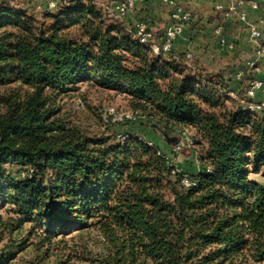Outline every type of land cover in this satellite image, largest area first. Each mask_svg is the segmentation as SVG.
Returning a JSON list of instances; mask_svg holds the SVG:
<instances>
[{
  "label": "trees",
  "instance_id": "obj_1",
  "mask_svg": "<svg viewBox=\"0 0 264 264\" xmlns=\"http://www.w3.org/2000/svg\"><path fill=\"white\" fill-rule=\"evenodd\" d=\"M14 1L0 0V208L48 238L98 228L101 264H264V182L251 178L264 177V110L228 94L242 95L249 73L157 55L95 0L42 9L49 24L34 0ZM83 83L128 96L169 143L176 128L193 130L201 169H181L128 128L91 135L69 123L61 100Z\"/></svg>",
  "mask_w": 264,
  "mask_h": 264
},
{
  "label": "rangeland",
  "instance_id": "obj_2",
  "mask_svg": "<svg viewBox=\"0 0 264 264\" xmlns=\"http://www.w3.org/2000/svg\"><path fill=\"white\" fill-rule=\"evenodd\" d=\"M95 1L110 11L109 6L112 0ZM180 3L183 7H186L184 1ZM24 4L25 2L23 0H15L13 3V5L20 6ZM161 7L167 16H162L161 14L160 16H151L150 14H146L144 12L146 9L144 10L140 5L129 19L134 21H148L158 39V33L165 29L171 20L170 7L163 2L161 3ZM186 8L194 12V18L185 27L192 26L197 21L196 19L201 17V13L192 7ZM35 14L39 22H44L45 24L52 22L51 18H44V10L42 9L36 8ZM153 18L156 19L157 23L149 21ZM181 36L190 38L192 34H185L184 32ZM200 39L205 41L206 35L203 34ZM202 48L204 47H199L200 50ZM192 49V53L195 55V48ZM192 65L193 67H201L198 64L194 65L192 63ZM202 65L206 68L214 69L204 59L202 60ZM218 69H222V67L219 66ZM227 103L228 105H232V101L230 100ZM61 104L66 120L71 124L79 126L88 134L100 135L115 133L127 136L126 128H128L133 133L142 135L150 142L159 144L162 150L174 158L181 169L188 172L201 169L199 163L195 161V154L199 152V146L185 147L179 152L173 151L172 145L182 140L187 132L191 131L194 133L193 130L181 127L176 128L173 133L175 141L169 143L161 131L154 129V120L133 111L129 97L122 93L105 90L91 83H83L79 85L78 90L72 91L69 96L63 97ZM111 107H114L118 114L116 120L113 121L117 125L113 130H109L104 123V117H106L107 111ZM129 112H134L136 117L131 121L120 118V115ZM251 178L264 182L262 173H253ZM9 208L10 204H4L0 208V215H2L0 235H3V239L0 242V252L4 251L6 253L5 256L10 257L5 264H101L100 257L106 256L108 253L109 243L103 232L96 227L89 228L83 232L76 231L70 234L59 233L48 238L43 227L35 222L27 221L19 225L17 220L18 215L14 212H9ZM239 262L240 260L235 264Z\"/></svg>",
  "mask_w": 264,
  "mask_h": 264
},
{
  "label": "built area",
  "instance_id": "obj_3",
  "mask_svg": "<svg viewBox=\"0 0 264 264\" xmlns=\"http://www.w3.org/2000/svg\"><path fill=\"white\" fill-rule=\"evenodd\" d=\"M145 0H114L111 2L109 8L110 11L115 13L118 17L123 20H126L128 23H133L135 35L139 38L142 43H147L150 45L153 53L170 55L174 53V44L178 37L183 35L185 32V26L191 22L194 18V12L186 7L181 5L182 0H162L163 3L170 7V22L166 25L163 35L161 38H156V33L153 31L152 26L146 20H131L129 19L131 15L134 14L137 4L144 2ZM246 0H232L231 4L223 10L224 18H237L244 23H249L252 37L255 41V55L247 60L246 67L249 69H255L257 67L259 58L264 56V35L260 28L261 25H264V17L258 22H249L247 13L243 9V5ZM67 3V0H34V6L37 9H49L56 10L60 7H63ZM252 6L255 9L261 7L259 0H253ZM224 30V24L220 23L216 27L215 31L217 34H222ZM222 42L225 43L226 40L223 38ZM230 48H234V43L230 42L228 44ZM187 57L191 58L193 56L192 50L188 49L186 51ZM245 70L242 69L238 73V79H242L244 76ZM264 88V79L253 78L250 82L247 83L245 91L242 95L237 94L235 91H229L228 94L237 99L241 105L249 110L262 111L264 110V100L258 101L256 99L257 92L259 89ZM118 114L115 111L114 107H111L107 111L106 121H109L111 118L112 121H115ZM121 119L132 120L136 117L134 112L125 113L120 115ZM126 137V136H124ZM152 143V142H150ZM195 145V137L193 132H187L183 139L174 143L173 151L179 152L185 147H193ZM164 151V150H163ZM166 152V151H164ZM167 153V152H166ZM169 158H172L167 153ZM195 161L200 163L199 153L195 154ZM180 168L177 167L173 172L179 171ZM209 172L212 171L211 167H208ZM23 176H26V172L22 173ZM183 182L186 186L197 184V180L192 179L188 175L184 176Z\"/></svg>",
  "mask_w": 264,
  "mask_h": 264
},
{
  "label": "crops",
  "instance_id": "obj_4",
  "mask_svg": "<svg viewBox=\"0 0 264 264\" xmlns=\"http://www.w3.org/2000/svg\"><path fill=\"white\" fill-rule=\"evenodd\" d=\"M183 1L186 7H192L197 12H200L201 17L197 18V21H195L192 26L185 27V34H192L190 38L180 36L176 39L174 44L175 54L195 48V55L199 57L201 61L204 59V61L214 67V69L217 70L220 66L233 70L232 75L235 77V80H240L238 79V73L242 69L245 70L244 75L249 73L247 75L251 77L246 80V83L250 82L252 78L264 79V56L259 58L257 67L254 70L246 67L247 60L255 55L256 50L249 23H244L237 18H224L223 10L231 4L232 0H182V2ZM252 1L253 0H246L243 9L247 13L249 22H258L264 17V0H259L261 5L259 9L253 8ZM160 2L162 3L163 1L145 0L144 2L138 3L137 8L141 5L144 10L146 9L144 12L151 16H160V14L162 16H167V14L163 12L164 10ZM149 21L157 23L154 18ZM220 23L224 24V30L222 34H217L215 29ZM260 28L264 35V25H261ZM203 34L206 35L205 41L200 39ZM223 38L226 40L225 43L222 42ZM201 42L203 43L200 44ZM230 42L234 43V48L228 46ZM200 46L204 48L200 50ZM256 99L258 101L264 100V88L258 90Z\"/></svg>",
  "mask_w": 264,
  "mask_h": 264
}]
</instances>
